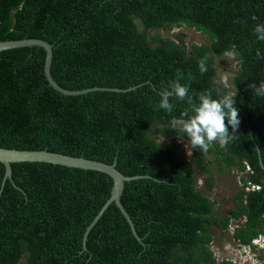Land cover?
I'll use <instances>...</instances> for the list:
<instances>
[{
	"label": "trees",
	"instance_id": "trees-1",
	"mask_svg": "<svg viewBox=\"0 0 264 264\" xmlns=\"http://www.w3.org/2000/svg\"><path fill=\"white\" fill-rule=\"evenodd\" d=\"M256 24H264V0H0V41L48 42L51 76L63 89L135 87L64 95L46 80L43 48L3 51L0 147L115 161L123 175L143 176L126 182L120 199L140 241L111 204L84 250V233L109 199L112 179L22 162L11 164L1 190L0 163V264H231L215 258L211 226L242 245L264 232V96L249 87L264 81ZM182 26L209 42L188 49L182 36L162 35ZM226 55L236 62L230 88L217 82L216 59L230 62ZM178 70L193 99L201 91L219 98L237 90L241 123L225 148H193L185 133L170 127L189 107L186 101L171 100V113L156 108ZM177 139L188 142L190 157L161 141ZM212 165L219 174L240 175L242 188L224 215L206 193L215 184ZM196 168L206 191L197 186Z\"/></svg>",
	"mask_w": 264,
	"mask_h": 264
},
{
	"label": "clouds",
	"instance_id": "clouds-1",
	"mask_svg": "<svg viewBox=\"0 0 264 264\" xmlns=\"http://www.w3.org/2000/svg\"><path fill=\"white\" fill-rule=\"evenodd\" d=\"M253 32L259 41H264V24H256ZM257 59H264V55L259 51ZM198 67L201 73L206 72V59L201 58L198 61ZM182 79L184 74L178 70L176 78L159 92L160 100L156 108L171 113L174 110L171 100L186 101L189 107L181 112L179 117L171 119L170 127L185 133L193 148L206 152L214 143L225 148L235 138V132L241 123L235 103L237 90L229 91L219 98H214L210 91H201L196 93V99H193V96L189 95V85L180 83ZM217 82L225 87H231L227 74L221 76ZM249 87L256 96H264V81H260L259 87L255 84ZM229 126H231L232 134L229 133Z\"/></svg>",
	"mask_w": 264,
	"mask_h": 264
},
{
	"label": "water",
	"instance_id": "water-1",
	"mask_svg": "<svg viewBox=\"0 0 264 264\" xmlns=\"http://www.w3.org/2000/svg\"><path fill=\"white\" fill-rule=\"evenodd\" d=\"M37 46L41 47L45 51V60H44V75L48 84L55 89L56 91L64 94V95H80L84 93H88L95 90H110V91H130L135 89V87L123 90V89H114V88H88L78 91H70L63 89L60 87L53 77L51 76L50 68L52 62V46L41 39H18V40H6L0 41V53L6 50L22 48V47H32ZM49 163L54 165H61L68 168H76L82 170H92L104 173L108 175L112 181V190L109 199L105 202L103 207L100 209L98 214L95 216L93 221L87 227L84 236H83V249H86L85 242L87 240V235L91 228L96 224V222L103 215L104 211L109 207V205L114 204L126 222L128 223L132 235L140 241V238L137 236V233L134 228V224L129 217L128 213L124 209L121 204V195L123 193L124 185L126 182L143 178V176H125L121 172H119L116 168V162L114 161L112 164H107L101 161L84 158L82 156H70L62 153L51 152L47 150H16V149H5L0 147V163L4 165V176L1 183V190L4 186L5 180L11 178V164L12 163ZM1 194V191H0Z\"/></svg>",
	"mask_w": 264,
	"mask_h": 264
},
{
	"label": "rangeland",
	"instance_id": "rangeland-1",
	"mask_svg": "<svg viewBox=\"0 0 264 264\" xmlns=\"http://www.w3.org/2000/svg\"><path fill=\"white\" fill-rule=\"evenodd\" d=\"M152 33H154V31ZM176 34L184 38L188 49L192 44H202L209 42L203 35L198 32H195L193 29H190L186 26L174 27L170 31L162 30L163 36L173 37ZM225 57H228V59H230V62L225 63L223 61V58L220 57L216 59L215 65L218 69L219 77L223 76L224 74H227V76L229 77L232 72L236 69V62L234 61L232 56L226 55ZM219 85L221 87H225L222 83H219ZM161 141L163 143L165 142L167 144H174L175 146H177V149L182 156L190 157L192 154L191 147L185 140L177 139L174 142H170L168 140ZM212 171L214 172L215 178L214 188L212 190L206 191L207 188L204 185V175L196 168L195 174L197 178V186L198 188L206 191V193L212 198L214 202H217L216 210L218 214L224 215L231 208H233L234 205L231 201V198L242 188V184L239 180L240 175H238L235 170L230 173L219 174L215 171V167L213 165ZM211 232L215 237V240L211 243L210 247L214 252L215 258L217 260H220L222 257H226L227 255L230 256L232 254V249H235L236 247V243L231 237L232 233L225 231V234L221 236L220 231L214 228L213 226H211ZM261 250L264 251L262 248ZM234 258L237 260L238 257L234 256ZM241 262H243L244 264H252L251 260L246 257L245 262L243 261V257L241 259ZM261 263L264 264V260H262Z\"/></svg>",
	"mask_w": 264,
	"mask_h": 264
},
{
	"label": "built area",
	"instance_id": "built-area-1",
	"mask_svg": "<svg viewBox=\"0 0 264 264\" xmlns=\"http://www.w3.org/2000/svg\"><path fill=\"white\" fill-rule=\"evenodd\" d=\"M230 229L233 230L234 227L231 226ZM235 243L236 247L235 249H232V254L230 256L227 255L226 257H222L218 261L225 260L229 261L231 264H244L241 262V259L243 257V261L245 262L246 257L251 260L252 264H262L261 261L264 260V251H262L261 248L264 250V232L253 239L250 245H242L239 242ZM260 255H262V257H260ZM234 256L238 257V261L234 258Z\"/></svg>",
	"mask_w": 264,
	"mask_h": 264
}]
</instances>
